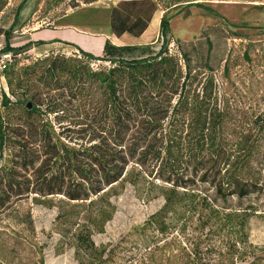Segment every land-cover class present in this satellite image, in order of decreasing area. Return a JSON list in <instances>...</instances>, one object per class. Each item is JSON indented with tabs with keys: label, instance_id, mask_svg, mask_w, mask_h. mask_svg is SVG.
<instances>
[{
	"label": "trees",
	"instance_id": "16d2710c",
	"mask_svg": "<svg viewBox=\"0 0 264 264\" xmlns=\"http://www.w3.org/2000/svg\"><path fill=\"white\" fill-rule=\"evenodd\" d=\"M191 5L218 17L187 0L185 6ZM157 10L154 0H119L109 11L110 31L139 37ZM17 15L2 32L0 51L12 55L8 66L18 71L12 74L18 88L25 90L34 77L43 89L35 91L30 108L20 102L19 112L10 110L11 99L0 93L5 110L0 111V154L8 152V163L0 166V209L29 196H59L108 217L114 211L111 192L122 182L142 197L160 193L161 206L146 220L159 231L196 214L202 226L219 220L244 230L255 208L238 203L264 192V181L226 169L230 162L217 136L220 116L212 89L190 86V58L181 44L177 53L170 48L171 16L164 12L159 20L156 51H150L151 44L105 42L97 56L88 46L71 44L76 54L46 55L17 68L25 47L9 42ZM51 114L58 126L48 119Z\"/></svg>",
	"mask_w": 264,
	"mask_h": 264
},
{
	"label": "rangeland",
	"instance_id": "374dc122",
	"mask_svg": "<svg viewBox=\"0 0 264 264\" xmlns=\"http://www.w3.org/2000/svg\"><path fill=\"white\" fill-rule=\"evenodd\" d=\"M21 1L0 0V50L5 43L2 32L18 12L9 36L11 46H25L19 51L17 68L46 55L76 54L71 45L76 44L67 41L72 36L82 39L84 49L88 46L89 52L100 55L93 42H110L105 37L111 33L109 11L119 0H25L18 9ZM154 1L158 10L143 37L126 34L120 41L111 38V43L151 44L150 51H156L159 20L164 12L171 16L170 48L177 53L179 43L190 58V86L199 92L212 89V105L220 116L217 136L230 162L226 169L261 183L264 0H190L218 17L195 5L185 6L187 0ZM174 2L179 3L172 5ZM88 31L100 36L94 41ZM57 37L64 39L51 41ZM40 40L46 45L38 44ZM17 72L9 66L0 69V93L5 91L11 99L10 110L19 112L20 102H32L35 91L43 87L33 77L25 90L18 88ZM0 111L5 110L0 107ZM48 119L56 122L52 114ZM7 156L6 151L0 154V166L8 163ZM111 193L114 211L108 217H96L92 208L73 205L59 196H29L0 209V264H247L253 258L255 264H264V192L238 203L241 208H255L248 213L243 231L219 220L202 226L197 214L159 231L146 220L161 206L160 193L153 190L142 197L122 182ZM231 199L232 204L237 203L236 197ZM80 240L87 242L80 244Z\"/></svg>",
	"mask_w": 264,
	"mask_h": 264
},
{
	"label": "crops",
	"instance_id": "0c3cea01",
	"mask_svg": "<svg viewBox=\"0 0 264 264\" xmlns=\"http://www.w3.org/2000/svg\"><path fill=\"white\" fill-rule=\"evenodd\" d=\"M109 29H110V27H109ZM147 30H148V28H147ZM146 30V31H147ZM146 31L141 35V36H139L138 38H141V37H143V35H145V33H146ZM89 33H87V36L89 37H91V39L92 40H96L97 38L96 37H99L100 36V34L98 33L97 35H94V33H91L90 31H88ZM111 32V31H110ZM124 35H126V34H124ZM124 35H122L121 37H116V36H114L112 33H109V35L107 34V35H105V37L108 39L109 38V41L110 42H112L111 41V38H115L116 40H122V37H124ZM56 39H64V38H62V37H57V38H55V39H53V40H51V41H55V43H57L56 41H58V40H56ZM70 40H67V41H70V42H72V43H75L76 45H78L79 47H81V44H80V42L79 41H81L82 39H80V40H78V38L76 39V37L75 36H72V38H69ZM40 41H43V40H40ZM93 42V41H92ZM96 43H94L93 42V44L94 45H97V46H93V48H99L100 49V55H97V56H101V55H103V43L104 42H102V41H95ZM113 43V42H112ZM46 45V44H45ZM116 46H122V45H140V43H138V44H136V43H132V44H115ZM82 48V47H81ZM91 53H93V52H91ZM94 54V53H93ZM94 55H96V54H94Z\"/></svg>",
	"mask_w": 264,
	"mask_h": 264
},
{
	"label": "built area",
	"instance_id": "2783aa9c",
	"mask_svg": "<svg viewBox=\"0 0 264 264\" xmlns=\"http://www.w3.org/2000/svg\"><path fill=\"white\" fill-rule=\"evenodd\" d=\"M12 55L10 53H3L0 56V69L4 70L11 63Z\"/></svg>",
	"mask_w": 264,
	"mask_h": 264
},
{
	"label": "water",
	"instance_id": "95a60500",
	"mask_svg": "<svg viewBox=\"0 0 264 264\" xmlns=\"http://www.w3.org/2000/svg\"><path fill=\"white\" fill-rule=\"evenodd\" d=\"M30 107H31V103L28 102V103H27V108H30Z\"/></svg>",
	"mask_w": 264,
	"mask_h": 264
}]
</instances>
